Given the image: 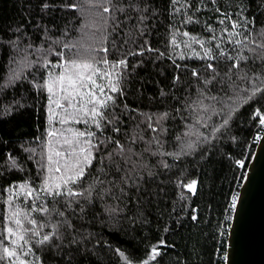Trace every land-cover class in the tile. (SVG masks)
I'll return each mask as SVG.
<instances>
[{
    "label": "snow or ice",
    "instance_id": "6c2138e0",
    "mask_svg": "<svg viewBox=\"0 0 264 264\" xmlns=\"http://www.w3.org/2000/svg\"><path fill=\"white\" fill-rule=\"evenodd\" d=\"M86 3L17 0L23 19L0 28V123L35 120L0 134V264H166L169 237L209 225L208 264H233L244 194L202 218L191 172L251 179L237 170L264 146V0Z\"/></svg>",
    "mask_w": 264,
    "mask_h": 264
},
{
    "label": "trees",
    "instance_id": "16d2710c",
    "mask_svg": "<svg viewBox=\"0 0 264 264\" xmlns=\"http://www.w3.org/2000/svg\"><path fill=\"white\" fill-rule=\"evenodd\" d=\"M77 2L82 3L87 9L86 0H77ZM75 15V13H73ZM89 14L87 11L85 12V16ZM58 23L63 25V18L57 14ZM90 18V17H89ZM23 14L19 11L17 7V0H0V28L4 25L14 21V20H22ZM258 19H264V16L258 17ZM77 25L79 24V20L74 21ZM86 32H91L93 29H85ZM73 35H77L73 32ZM85 42H88V37H84ZM171 70L168 71V75L170 76ZM143 75V73H141ZM153 78H157L156 72L152 73ZM162 84L167 83V80L164 77H159ZM154 91V90H153ZM132 97L129 98V102H132ZM246 111V110H245ZM0 134L5 136L15 137L17 134L22 136L31 137L35 134V120L32 113L25 114L23 116L15 117L9 123H0ZM245 135L248 133L245 132ZM250 152L254 150L256 143L249 141ZM12 147V145H9ZM250 156L247 157V165L250 160ZM247 166L244 169L237 170V174L240 171H245ZM191 178H196L201 184L202 193L200 196L196 197V202L201 205L202 208V218L208 212V205H212V219L215 220L217 218L216 214L220 211L223 205L224 192L229 188V186L235 188L239 191V187H237V182L232 179V169L225 164H215L213 168H203L196 169L193 168L191 172ZM242 181V180H241ZM240 181V184H241ZM212 226L209 225L207 228H201L199 230H186L181 233L180 236H171L169 237L170 241H175L177 247L171 249L169 251V256L166 258L167 261H171L172 264H175V260L177 256L180 255L181 258L187 257L189 264H208L210 259V253L213 251V240H212ZM228 236V234H227ZM226 236V239H227ZM204 242L205 244V253L201 255H194L191 251V245L193 241ZM188 245L186 248L185 245ZM128 247L131 248L134 252L139 254V249H137L134 243H129ZM215 247H219V245H215ZM220 256L223 253H219ZM215 259V257H211ZM222 264V262H221Z\"/></svg>",
    "mask_w": 264,
    "mask_h": 264
},
{
    "label": "water",
    "instance_id": "95a60500",
    "mask_svg": "<svg viewBox=\"0 0 264 264\" xmlns=\"http://www.w3.org/2000/svg\"><path fill=\"white\" fill-rule=\"evenodd\" d=\"M245 171L251 173V179H242L239 187L244 203L227 236L229 243L236 242V248L228 250L233 264H264V146L256 143Z\"/></svg>",
    "mask_w": 264,
    "mask_h": 264
}]
</instances>
